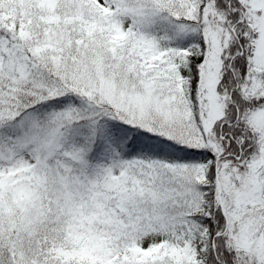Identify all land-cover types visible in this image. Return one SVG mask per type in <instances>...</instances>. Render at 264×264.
Masks as SVG:
<instances>
[{
	"label": "snow or ice",
	"instance_id": "snow-or-ice-1",
	"mask_svg": "<svg viewBox=\"0 0 264 264\" xmlns=\"http://www.w3.org/2000/svg\"><path fill=\"white\" fill-rule=\"evenodd\" d=\"M0 264H264V0H0Z\"/></svg>",
	"mask_w": 264,
	"mask_h": 264
}]
</instances>
